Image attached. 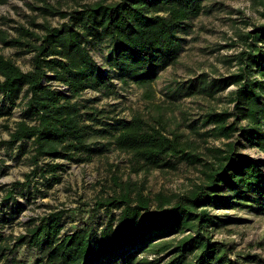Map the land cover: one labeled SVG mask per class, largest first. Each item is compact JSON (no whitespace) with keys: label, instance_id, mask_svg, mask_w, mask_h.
Segmentation results:
<instances>
[{"label":"trees","instance_id":"trees-1","mask_svg":"<svg viewBox=\"0 0 264 264\" xmlns=\"http://www.w3.org/2000/svg\"><path fill=\"white\" fill-rule=\"evenodd\" d=\"M41 1L34 8L43 16L57 15L56 23L31 18L33 29L19 25L13 36L0 29L4 45L31 53L27 70L0 54V112L18 98L23 101L22 118L13 122L9 138L1 143L12 148L30 140L32 163L42 156L82 162L104 149L91 137L110 136L108 144L132 151L136 164L161 165L165 155H176L200 163L202 178L183 191L159 190L151 196L136 182L113 176L112 193L100 194L88 214L69 229L64 227L65 210L52 208L30 217L16 235L0 231L1 264H134L163 259L161 264H264V257L257 254L231 257L226 244L207 232L208 226L230 218L224 220L206 207L246 206L264 213V161L238 151L235 139L225 148L212 149L210 158L201 156L180 143L176 134L169 136L139 114L129 119L111 115L110 110L87 107L77 98L85 88L110 93L109 72L123 81L150 82L158 69L178 56L180 31L201 11V0H92L70 9ZM100 42L108 48L106 68L90 51ZM233 58L237 67L230 74L210 79L198 74L178 83L172 94L211 95L234 84L229 92L232 108L206 111L202 123H212L214 134L226 138L238 130L264 151V24L245 34V47ZM241 119L245 125H240ZM59 167L62 163L46 162L32 172L51 173L57 179ZM26 176L29 180L31 175ZM18 184L11 183L1 197L0 221L19 211L20 206L10 203L16 190L22 191L24 184L30 189L27 183ZM112 207L119 209L116 216L109 212ZM101 208L111 214L95 224L93 216ZM185 230L189 232L182 234ZM21 247L28 256L18 254ZM141 250L162 254L154 261L143 257L135 261Z\"/></svg>","mask_w":264,"mask_h":264},{"label":"rangeland","instance_id":"rangeland-1","mask_svg":"<svg viewBox=\"0 0 264 264\" xmlns=\"http://www.w3.org/2000/svg\"><path fill=\"white\" fill-rule=\"evenodd\" d=\"M45 1L61 9H70L79 3L92 0ZM41 3V0L0 2V29L13 36L16 35L15 28L19 25L33 29L31 18H35V22L45 20L56 23L59 20L57 15L43 16L34 8ZM201 3V11L189 18L180 31L182 40L178 56L158 69L150 82L123 81L115 73L109 72L107 79L113 83L110 93L85 88L77 98L87 104V107L110 110L111 115L129 119L132 115L139 114L148 124L163 128L169 136L176 134L180 143L201 156L210 158L214 154L212 149L225 148L227 142L235 139L234 145L238 151L254 160L264 161V151L253 139L238 135V130L228 138L216 136L211 130L212 123H202L206 111L232 108L233 102L229 92L234 84H229L211 95L203 91L187 95L181 92L180 95L172 94L178 83L198 74L204 73L210 79L235 71L237 64L233 57L245 47V34L255 25L264 24V0H201ZM20 49L15 45H4L0 41V54L11 58L23 70H27L30 68L31 53ZM107 50L105 42L90 46L92 56L103 68L108 66ZM48 82L58 88H64L57 80L49 79ZM22 103L18 98L14 104H8L0 112V200L6 189L15 181H19L18 185L27 183L30 189L25 190L24 184L22 191L17 189L14 193V199L10 203L14 202L20 209L13 214L12 219L0 221L2 235H16L24 230L30 217L41 215L52 208L64 209V227H73L81 216L88 214L89 205L100 194L112 193L113 176L136 182L151 196L159 190L168 193L183 191L202 178L200 163H190L178 159L176 155H165L160 160L161 165L136 164L132 151L108 144V141H111L110 136L91 137L99 142L101 147L104 144V149L92 154L88 160L74 162L42 156L37 163H32L30 140L18 141L12 148L1 143L9 138L13 122L22 118ZM231 120L232 117L229 116L227 121ZM239 123L245 125L246 120L241 119ZM46 162L62 163V167L56 170L57 179L53 178L51 173L41 176L38 170L32 172L36 167H43ZM27 174L31 175L29 180ZM48 177L53 178L49 186ZM8 207L9 205L6 209ZM206 207L210 213L219 215L224 220L230 218L219 225L208 226L207 232L213 239L226 244L231 257L247 253L264 257V213L246 206ZM118 211V208L112 207L109 212L116 216ZM111 213L101 208L93 216V221L95 224H101ZM188 232L189 230H185L182 234ZM173 235L180 236L178 233ZM18 254L28 256V252L22 247L18 248ZM161 254L141 250L136 254L135 261L142 257L147 261H154ZM164 260L134 264H161Z\"/></svg>","mask_w":264,"mask_h":264}]
</instances>
